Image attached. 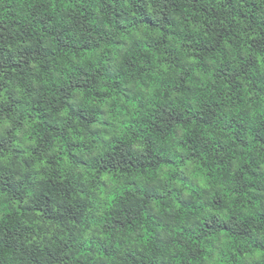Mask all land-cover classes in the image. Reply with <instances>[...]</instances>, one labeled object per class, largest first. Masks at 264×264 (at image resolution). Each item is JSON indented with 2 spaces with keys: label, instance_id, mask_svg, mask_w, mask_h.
I'll list each match as a JSON object with an SVG mask.
<instances>
[{
  "label": "clouds",
  "instance_id": "obj_1",
  "mask_svg": "<svg viewBox=\"0 0 264 264\" xmlns=\"http://www.w3.org/2000/svg\"><path fill=\"white\" fill-rule=\"evenodd\" d=\"M0 264H264V0H0Z\"/></svg>",
  "mask_w": 264,
  "mask_h": 264
}]
</instances>
